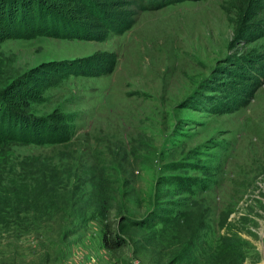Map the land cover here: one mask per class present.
Listing matches in <instances>:
<instances>
[{"label":"rangeland","instance_id":"1","mask_svg":"<svg viewBox=\"0 0 264 264\" xmlns=\"http://www.w3.org/2000/svg\"><path fill=\"white\" fill-rule=\"evenodd\" d=\"M73 1L0 0V92L67 135L11 146L60 165L64 188L0 226V264H264V0ZM41 8L79 37L16 36ZM93 58L114 66L79 75Z\"/></svg>","mask_w":264,"mask_h":264},{"label":"trees","instance_id":"2","mask_svg":"<svg viewBox=\"0 0 264 264\" xmlns=\"http://www.w3.org/2000/svg\"><path fill=\"white\" fill-rule=\"evenodd\" d=\"M142 1L145 2L144 4L140 3V8L145 6L146 8H154L175 0ZM73 2L77 1L74 0ZM80 2L85 6L83 1ZM83 6L82 8H85L84 11L91 12L94 19L101 21L98 15V13L101 14V10L95 7L93 9L89 6ZM36 13L40 14L37 19L35 20V15L28 17V21L26 20L27 25L24 26L23 31H16V36L25 39L32 38L34 35L59 39L79 37L76 31H71L69 27L66 28V25H63L65 21H71L66 16L46 8H41ZM88 16L89 14L86 15V17ZM113 24L116 26L115 32L117 34L130 28L132 21ZM104 26H107V24ZM91 60H94V58L90 59V61L89 59L80 61L84 66L81 67V71H78L80 72L78 73L79 75L90 77L92 76L90 70H95L98 75H103L110 72L114 66L113 61L108 62L107 68L97 66L95 65L97 63ZM100 62L107 63V61ZM72 73L74 72L69 71V74ZM263 83L264 78L261 84ZM256 89V86H252L238 90V95L241 98H237L236 102L234 101L235 108L244 107L252 98ZM13 90V87L10 86L0 92V101L2 100L0 102V226L4 224L21 226L27 223L29 221L28 216L31 213L34 214L43 210L47 204L52 206V201H55L53 196L59 194L64 188L62 187L63 173L61 174L59 171L60 165L53 163L51 160L45 161L39 158L22 157L18 159L11 152L13 144L43 147L45 145L60 146L67 141L65 128L59 124L58 116L46 115L44 118L25 116L20 110L21 106L15 95L16 91ZM3 99L6 101L4 102ZM100 218H103L102 215ZM114 240L113 232L104 223L102 225L103 247L107 250H113L117 246Z\"/></svg>","mask_w":264,"mask_h":264}]
</instances>
